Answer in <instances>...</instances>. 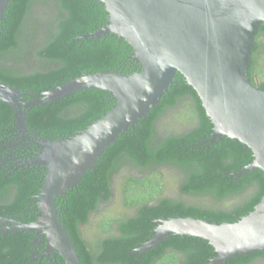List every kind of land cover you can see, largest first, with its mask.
Segmentation results:
<instances>
[{
  "label": "trees",
  "instance_id": "trees-1",
  "mask_svg": "<svg viewBox=\"0 0 264 264\" xmlns=\"http://www.w3.org/2000/svg\"><path fill=\"white\" fill-rule=\"evenodd\" d=\"M107 23L95 0H10L0 21V83L40 98L86 74L139 72L124 40L89 37ZM248 77L264 91V28L255 37ZM173 82L160 104L56 200L81 264H211L213 248L194 237L170 235L143 255L138 249L153 236L156 221L235 223L261 201V171L236 178L252 164V152L225 137L211 142L212 125L198 96L179 74ZM113 106L110 94L86 90L27 107L22 133L12 108L0 102V264H64L58 255L41 257L45 244L38 232L15 227L38 218L45 170L25 165L38 151L29 141H63ZM222 264H264V252Z\"/></svg>",
  "mask_w": 264,
  "mask_h": 264
},
{
  "label": "water",
  "instance_id": "water-1",
  "mask_svg": "<svg viewBox=\"0 0 264 264\" xmlns=\"http://www.w3.org/2000/svg\"><path fill=\"white\" fill-rule=\"evenodd\" d=\"M108 23L89 37L114 35L132 49L139 72L86 74L41 93L37 98L0 83V102L12 108L15 126L26 132L27 107L43 106L86 90L113 97L114 106L81 132L63 141H29L38 151L27 167L44 168L38 196V218L15 227L38 232L44 256H60L64 264H81L57 217L56 200L75 188L118 137L134 128L160 104L177 74L198 96L212 125L211 142L223 137L253 155L248 171L264 176V91L248 77L255 37L264 28V0H95ZM10 0H0V21ZM88 36L82 37L87 38ZM31 100L26 102V98ZM23 140H29L23 138ZM153 236L138 251L155 249L170 235L194 237L214 250L211 264L264 252V195L249 214L235 223L217 224L194 218L156 221Z\"/></svg>",
  "mask_w": 264,
  "mask_h": 264
},
{
  "label": "flooded vegetation",
  "instance_id": "flooded-vegetation-1",
  "mask_svg": "<svg viewBox=\"0 0 264 264\" xmlns=\"http://www.w3.org/2000/svg\"><path fill=\"white\" fill-rule=\"evenodd\" d=\"M35 153H36V152H35ZM35 153H34V154H35ZM29 154H30V153L25 154L24 157L27 158V157L29 156ZM31 154L34 155L33 153H31ZM30 159H31V158H29L28 160H30ZM51 256H52V255H51ZM47 257H49V256H47ZM52 257H54V256H52Z\"/></svg>",
  "mask_w": 264,
  "mask_h": 264
},
{
  "label": "rangeland",
  "instance_id": "rangeland-1",
  "mask_svg": "<svg viewBox=\"0 0 264 264\" xmlns=\"http://www.w3.org/2000/svg\"><path fill=\"white\" fill-rule=\"evenodd\" d=\"M174 193V192H173ZM173 193H171V194H173ZM90 237V236H89ZM91 238V237H90Z\"/></svg>",
  "mask_w": 264,
  "mask_h": 264
}]
</instances>
